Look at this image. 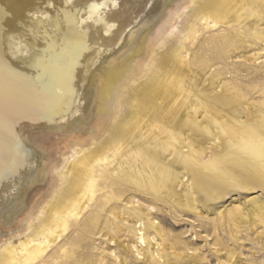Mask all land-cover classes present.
<instances>
[{
  "label": "bare ground",
  "instance_id": "bare-ground-1",
  "mask_svg": "<svg viewBox=\"0 0 264 264\" xmlns=\"http://www.w3.org/2000/svg\"><path fill=\"white\" fill-rule=\"evenodd\" d=\"M188 7L185 38L199 14L213 26L264 20V0H0V249L45 208L32 236L50 230L46 244L31 240L19 259L8 254L0 264L39 260L67 218L101 197L99 184L93 223L118 187L152 202L173 198L187 212L234 190H264L263 117L234 87L199 95L188 87L196 72L173 37ZM242 118L251 125L231 122ZM124 152L117 174L100 175ZM257 199L248 211L264 216ZM132 213L118 220L148 212Z\"/></svg>",
  "mask_w": 264,
  "mask_h": 264
},
{
  "label": "rangeland",
  "instance_id": "rangeland-1",
  "mask_svg": "<svg viewBox=\"0 0 264 264\" xmlns=\"http://www.w3.org/2000/svg\"><path fill=\"white\" fill-rule=\"evenodd\" d=\"M191 12V7L184 10L173 33V37H181L182 55L193 62L190 67L196 72L188 87H194V93L198 95L206 89L219 92L223 84L224 87H234V92L242 95L246 104L263 117L260 118L263 123L264 37H258L255 31L262 30L264 34V20L250 14L239 24L213 26L210 20L206 22L199 14L195 20V34L185 38L182 30ZM136 85L137 82L133 83ZM193 99L196 100V96ZM225 119L221 118L222 121ZM231 122L241 128L251 125L243 118ZM122 154L118 163L100 175L117 174L126 158V152ZM100 171L98 168L93 172L98 175ZM69 178L70 174H67L66 179ZM61 187L65 188L66 182ZM105 187L98 185L97 195L101 197L92 198L80 217L67 218L66 230L32 264H165V259L172 263L179 260L178 264H264V216L248 211L253 198L257 197L258 203L264 204V190L261 188L234 190L212 202L209 209L204 207L200 212H187L181 211L182 206L173 198L166 202H152L150 195L134 194L131 189L122 192L118 187L114 193L122 196L119 195L116 203L105 204V208L113 207L102 210L98 221L93 223L91 218L96 204L104 199L102 191ZM180 188L184 194L185 187L180 184L177 190ZM57 197L55 194L52 200ZM135 207L148 213H140L135 223L118 220L122 216L130 219ZM46 213L47 208L24 234L3 244L0 260L8 254L19 259L24 244L31 240L47 243L48 227L32 236ZM235 215L242 219H235ZM144 224L150 227L148 232Z\"/></svg>",
  "mask_w": 264,
  "mask_h": 264
},
{
  "label": "clouds",
  "instance_id": "clouds-1",
  "mask_svg": "<svg viewBox=\"0 0 264 264\" xmlns=\"http://www.w3.org/2000/svg\"><path fill=\"white\" fill-rule=\"evenodd\" d=\"M98 7H99L100 9H102V8H104V5H103V4H100V5H98ZM88 19L91 20V17L89 16Z\"/></svg>",
  "mask_w": 264,
  "mask_h": 264
}]
</instances>
